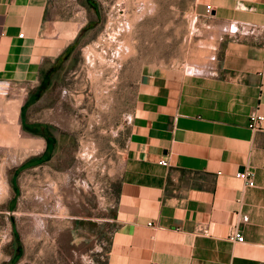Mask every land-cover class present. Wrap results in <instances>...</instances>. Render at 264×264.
Segmentation results:
<instances>
[{
	"label": "crops",
	"instance_id": "obj_1",
	"mask_svg": "<svg viewBox=\"0 0 264 264\" xmlns=\"http://www.w3.org/2000/svg\"><path fill=\"white\" fill-rule=\"evenodd\" d=\"M201 1L236 33L220 38L209 74L144 76L107 264H264V131L248 126L264 114V0ZM66 2L0 0L2 177L28 150L29 100L44 98L86 26ZM246 168L254 187L236 176ZM1 195L0 233L12 217ZM237 229L244 242L230 238Z\"/></svg>",
	"mask_w": 264,
	"mask_h": 264
},
{
	"label": "rangeland",
	"instance_id": "obj_2",
	"mask_svg": "<svg viewBox=\"0 0 264 264\" xmlns=\"http://www.w3.org/2000/svg\"><path fill=\"white\" fill-rule=\"evenodd\" d=\"M66 8L86 26L44 98L29 100L28 150L13 155L9 179L0 174L12 216L0 264H107L144 76L213 72L220 38L237 28L220 26L201 0H67Z\"/></svg>",
	"mask_w": 264,
	"mask_h": 264
},
{
	"label": "built area",
	"instance_id": "obj_3",
	"mask_svg": "<svg viewBox=\"0 0 264 264\" xmlns=\"http://www.w3.org/2000/svg\"><path fill=\"white\" fill-rule=\"evenodd\" d=\"M212 8L211 6L207 7V11L211 12ZM23 35V34H22ZM249 128L253 131H264V114L259 113L257 110H254L250 114L249 119ZM236 176L243 180L246 186L248 187H254L256 185L255 182V172L251 169H244L239 170L236 173ZM244 222L248 221V217L244 216ZM232 240H236L238 242H244L245 238L240 230H235V232L230 237Z\"/></svg>",
	"mask_w": 264,
	"mask_h": 264
},
{
	"label": "trees",
	"instance_id": "obj_4",
	"mask_svg": "<svg viewBox=\"0 0 264 264\" xmlns=\"http://www.w3.org/2000/svg\"><path fill=\"white\" fill-rule=\"evenodd\" d=\"M48 73L51 75L52 70H50ZM44 84L46 85V83H43L41 86L43 87Z\"/></svg>",
	"mask_w": 264,
	"mask_h": 264
},
{
	"label": "bare ground",
	"instance_id": "obj_5",
	"mask_svg": "<svg viewBox=\"0 0 264 264\" xmlns=\"http://www.w3.org/2000/svg\"><path fill=\"white\" fill-rule=\"evenodd\" d=\"M80 26V25H79ZM15 117H17V116H15ZM45 145V144H44Z\"/></svg>",
	"mask_w": 264,
	"mask_h": 264
}]
</instances>
